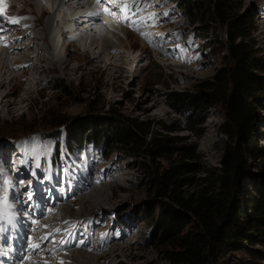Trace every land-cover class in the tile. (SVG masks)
<instances>
[{
    "label": "rangeland",
    "instance_id": "1",
    "mask_svg": "<svg viewBox=\"0 0 264 264\" xmlns=\"http://www.w3.org/2000/svg\"><path fill=\"white\" fill-rule=\"evenodd\" d=\"M232 1L235 14L242 16L252 28L250 44L255 51L254 58L264 62L263 0ZM112 3L120 4L118 9L114 8L107 14V21L112 22L117 18L115 23L118 30L108 26L105 29L100 20L88 32L83 31L86 25L78 24L76 30L85 34L68 51L62 46L72 42L71 39L68 35L66 38L60 37L61 27L56 26L57 21L52 23L48 39L52 45L55 44L54 50L60 62L74 52L80 55L83 50L97 51L86 40L88 36L95 39L107 36L118 48L116 51H103L101 58L96 60L93 56L88 57V60L97 62L92 66L73 59L69 70L64 73L62 69L56 73H42L43 68L49 67L46 64V60H50L49 53H43L45 62L37 63L38 51L34 52L36 56L33 57L28 51H22L24 46L29 49L35 47V41H30L23 33L26 26L21 25L17 29L11 22L7 29L0 27V46L12 44L7 47L11 53L6 52L9 53L7 57L4 56L6 60L26 63H21L23 66L9 63L0 70L4 78L15 75L14 82L6 83L3 80L0 99L10 90L7 98L15 100L22 97L17 111L12 115H7L0 106V195L4 196L0 202L7 200L10 193L17 190L19 196L11 194L12 198L7 202L13 205L12 211L19 207L18 221L24 227L21 229L32 228L29 234L36 241L33 244L38 245L32 248L39 247L34 252L29 248L27 252L19 251L20 256L13 261L14 264H66L62 260L64 256L77 250L97 249V245L102 247L95 255L105 256L97 264H167L162 259V247L155 242L153 221H150L148 213L152 211L155 218L158 200L155 177L160 168L168 167L169 160L152 158L143 153L133 155L120 145L113 144L110 137L80 149L67 143L64 125L51 128V123L72 120L88 113L101 116L111 112L129 123L146 124L158 138H167L173 147L186 150L184 156L173 153L170 157L173 164L182 161L193 165L192 171L180 176L190 179V182L179 184L178 190L184 194L196 192L202 184L201 179L217 175L226 146L230 148L234 145L233 139L220 132V126L225 122L222 106L205 110L201 114L203 122L193 126L191 132L186 130L190 114L173 112L168 107L166 97L168 92H194L199 85L208 82L216 72L229 65L223 48L225 27L213 22L202 11H195L193 20H190L179 7V0H114ZM51 4L52 1H44L41 5L36 3L33 6L37 18L42 17L44 24L49 15L42 16L41 10L43 6L49 9ZM0 5L6 10V17L11 19L10 14L14 9L6 3L5 6ZM87 9L85 5V12ZM127 9L129 13L123 24ZM4 17L1 16L0 23H5ZM19 17L18 22H22L25 16L16 18ZM54 17L59 20L62 13L55 12ZM29 31L37 39V48H45L41 27L37 24ZM113 34L117 35L119 42L113 39ZM12 48L15 50L13 53ZM32 65L37 71L31 69ZM71 66L77 69L72 70ZM252 72L264 86V71ZM26 81L31 87L27 94L22 93ZM55 86H62L63 89L55 90ZM248 103L256 117L253 139L256 146L254 157H243L246 176L238 187L240 196L253 195L251 184L256 183L261 172H264V90L255 93ZM53 132H57V140L49 138ZM194 132H198V136ZM30 146L35 147L34 152H29ZM21 152L24 156L22 162L14 165L16 159H12V156L16 157ZM32 155L40 160L38 164ZM49 165L53 170L51 173L47 172ZM112 176L114 179H109ZM15 177H18L19 183L18 180L14 182ZM94 179H101L95 190L104 191L112 197V202H99L96 209L87 207L82 222L87 227L75 228L72 224L81 219L78 218L82 211L76 200L93 188L89 187L85 192L79 189L76 193L75 184L82 186L86 183L88 187L95 184L90 183ZM261 180L264 182V176ZM47 181L51 182L48 186ZM22 201L30 205L24 209ZM67 205L73 211L68 218L65 216L67 214L61 213L62 206ZM36 221L38 224L45 222V225H37L34 230ZM12 231L16 233L13 228ZM31 237L25 240V245L31 242ZM5 244L4 247L0 246V253L8 246ZM246 247L250 251L231 253L219 264H264L263 245L253 239ZM11 248L5 252L14 257V252H9ZM4 261L1 263L10 264L8 260Z\"/></svg>",
    "mask_w": 264,
    "mask_h": 264
},
{
    "label": "trees",
    "instance_id": "2",
    "mask_svg": "<svg viewBox=\"0 0 264 264\" xmlns=\"http://www.w3.org/2000/svg\"><path fill=\"white\" fill-rule=\"evenodd\" d=\"M179 7L190 20L195 11H202L225 27L223 48L229 65L192 93L166 94L168 107L173 112L190 114L186 128L189 131L203 122L201 114L205 110L216 105L224 108L225 122L220 132L233 139L234 145L226 146L217 175L201 179L196 192L184 194L178 190L179 184L190 179L180 176L192 171L193 165L182 161L173 164L170 157L173 153L184 156L186 150L173 147L167 138H158L146 124L129 123L111 112L101 116L88 113L72 120H58L49 126L64 125L67 143L80 149L110 137L113 144L133 155L143 153L169 160L167 168L155 173L158 198L155 218L152 211L148 213L153 221L155 242L162 247V259L167 264H219L231 253L250 251L246 244L253 239L264 246V182L261 180L264 172L251 184L253 195L238 194V187L246 176L243 157H254L256 146L253 140L256 117L248 101L264 90L252 71H264V62L254 58L255 51L250 44L252 28L242 16L235 14L232 0H179ZM198 134L194 132L195 136ZM50 137L57 140V132Z\"/></svg>",
    "mask_w": 264,
    "mask_h": 264
},
{
    "label": "bare ground",
    "instance_id": "3",
    "mask_svg": "<svg viewBox=\"0 0 264 264\" xmlns=\"http://www.w3.org/2000/svg\"><path fill=\"white\" fill-rule=\"evenodd\" d=\"M44 1H52V4L50 5L51 7L48 9L47 7L43 6L42 10H41V15L44 16L46 14L49 15V17L47 18V20H45V24L44 22H41L43 21L42 20V17L41 19L40 18H37V14H36V10H34V4L38 3V4H43ZM89 0H2V2H0V4H3L5 6V3L7 4L8 7L10 8H13L14 9V12L13 14L11 13L10 14V17L12 18H16L18 16H25L23 19H22V22H18V23H13L14 26L18 29V26H21L25 27V29H23V33L25 36H27L30 41H37V39H35L34 35L30 33L29 30H31L32 28H34L35 26H37V24L41 27V32H43V34L41 35L42 36V40L44 42V45H45V48H42V49H39L37 48L38 45H35V42H34V45L35 46L33 49H29L30 47L28 46H24L22 48V51H28L29 53L28 54H31L30 57H33V56H36L34 54V52H37V56H36V61L37 63H43L45 62L44 60V55L43 53L47 52L49 53L50 55V60H46V64H48L49 67H47V69L43 68L42 70V73L45 74V73H48V72H52V73H56L57 71H59L60 69H62L61 71H68L69 70V67H70V64H71V60L75 61V59H79L81 60V62H85L87 64V66H92L94 64H96L97 62L95 61L96 59L98 58H101L100 57V54L103 53V51L107 52L109 50H114L116 51L118 48H117V45L116 43H113L111 41V39L109 40V38H107V36H104L103 37H99L98 39H95L93 37H86V40H89V44L93 47H95L94 49H97V51H90V50H83L82 53L80 55H78V53H72L68 59H64L63 61H59L58 60V55H57V51L54 50V48L56 47L55 44H51L49 42V39H48V31L50 29H52V23L56 22V26H59L61 27L60 29V37H67L68 35V38L70 41V43H67V45H64L62 46V48H64V50L68 51V49L71 47V45H73L75 43V41L77 40H81L82 37L84 36V34H82L81 32H78L76 29H77V26L76 25H86L87 27H85L83 29L86 30L87 32L88 31H91V27L93 26V28L96 26V21L99 20L98 19V16H95V13L90 15L89 16V12L87 13H83L84 10H85V5L89 8L93 5V2L89 1ZM262 4L264 5V0L262 1ZM1 6V5H0ZM2 7V6H1ZM7 7V8H8ZM4 8V7H3ZM55 12H61L62 13V17L59 19V20H56L54 15H55ZM31 17H34L33 20H31ZM116 17V15H115ZM21 18V17H19ZM108 18V17H107ZM46 19V18H45ZM42 24H41V23ZM70 22V23H69ZM98 22V21H97ZM2 23V22H1ZM0 23V27H3L1 29H7L9 28V25L7 22L5 23ZM53 23V24H54ZM74 24L73 26H68L67 24ZM96 23V24H95ZM12 24V23H11ZM67 25V26H66ZM105 29H107V27L102 24ZM54 26V25H53ZM12 27V26H11ZM50 28V29H49ZM56 28V27H55ZM15 29V28H14ZM40 32V31H39ZM34 33V32H33ZM3 36V35H2ZM40 36V35H39ZM70 36V37H69ZM113 39L116 40L117 42H119V39L117 37V35L113 34ZM38 37V36H37ZM85 40V41H86ZM41 42V41H40ZM6 43V42H5ZM43 44V43H42ZM80 45V44H78ZM4 47L0 46V70L2 69L3 70V66H6L11 63V65H17V66H20L22 64H24L25 62H21V61H8L6 60V57L7 55H9V53H6L8 51V48L7 47H11L12 44H4L3 45ZM40 47V46H39ZM61 47V46H60ZM59 47V48H60ZM83 49V48H82ZM11 50H14V48H12ZM10 52V51H8ZM15 52L12 51V53ZM31 52V53H30ZM11 53V52H10ZM34 54V55H33ZM6 56V57H4ZM90 56H93L95 60H88V57ZM46 57V56H45ZM92 57V58H93ZM3 58V59H2ZM27 59H28V56H27ZM90 59V58H89ZM77 61V60H76ZM100 61H104L103 59H100ZM22 63V64H21ZM32 63V62H31ZM26 64V63H25ZM36 64V63H35ZM23 66V65H22ZM62 66V67H61ZM72 70L74 69H77L76 66H71ZM33 71H37V68H35V66L32 65V68H31ZM42 69V68H41ZM48 71V72H47ZM11 75V74H10ZM20 75V74H19ZM7 76V75H6ZM31 76V75H29ZM15 79V75H11V76H8V78H4L2 77V75H0V87L3 86V80H5L6 83H11V81H13ZM17 79V78H16ZM31 80V79H30ZM14 82V81H13ZM16 82V81H15ZM29 82V81H28ZM26 81V83L24 82V89L22 90V93H25L27 94L30 90V84ZM14 85V84H13ZM32 86V84H31ZM21 87V86H20ZM33 88V87H32ZM11 92V90L9 91V93ZM9 93H6L2 96V98L0 99V106H2V108L4 109L5 113L7 115H12L14 112H16V108H18V106L20 105L21 101H22V97H18V99H15V100H11L9 98H7L8 94ZM35 151V147L34 146H30L29 147V152H34ZM17 154V153H16ZM28 163V162H27ZM16 171V170H15ZM107 173V172H106ZM87 174V173H86ZM108 174V173H107ZM106 174V175H107ZM110 174V173H109ZM88 175V174H87ZM112 175V174H111ZM113 178L114 179V176L112 177H109V179ZM22 179V178H21ZM103 179V178H102ZM18 180V182H17ZM101 180V179H100ZM99 179H94L92 181H90V183H95L94 185H88V187H86V183H83L82 186H79L77 183L75 184V190H76V193L77 191H79V189L83 192H84L89 188V187H93L91 192L88 193V194H84V196L82 195V197L80 196V199H77V203L78 205L80 206V210H82L80 212V216L78 219H80L79 221L77 222H74L72 225L75 226V228H78L79 226H81L82 228H86L87 226L83 225L82 222L84 221L83 220V212L85 210H87V207L90 208V207H93V208H97V205L99 204V202L101 203H111L112 201V197H109V195H107L106 193H104V191H96L95 189L97 188L96 186L99 184L100 182ZM104 180V179H103ZM19 179L18 177H15V180L14 182H17L19 183ZM115 181V180H114ZM88 182V181H87ZM48 184L50 185L51 182H46V186H48ZM54 184V183H53ZM99 189V188H98ZM94 192V193H93ZM93 193V194H92ZM11 194L12 196H19V193H17V190H14V192H11L10 195H9V198L7 200H11ZM24 194V193H23ZM35 195V194H34ZM95 196V197H93ZM16 197V198H17ZM106 197V198H105ZM34 198L37 199V196H34ZM41 199V197H40ZM7 200H4V202H2V204H4L5 206H7V211L10 213L12 211V208H13V205H11V202ZM52 200V199H51ZM51 200H46V202H51ZM18 201V200H17ZM32 201V200H31ZM29 200L26 202L28 203ZM34 202V201H33ZM16 204V203H15ZM22 208L26 209L28 207V205L24 204L23 201H22ZM0 205H1V202H0ZM11 205V206H10ZM53 205V204H52ZM77 205V204H76ZM15 206V205H14ZM70 206V205H69ZM68 205L67 206H62L61 208V213L62 214H67L65 215L66 218H68L67 216L70 217V215L73 213V211L71 210V208L69 207ZM1 207V206H0ZM19 209L18 206H16L13 210L17 211ZM29 209V208H28ZM92 209V208H91ZM20 210V209H19ZM93 210V209H92ZM57 211V210H56ZM55 211V212H56ZM88 212V211H87ZM86 212V213H87ZM91 212V211H90ZM85 213V212H84ZM35 215V214H33ZM89 215V214H88ZM40 215H37V217H39ZM19 217L16 219L18 221ZM65 220V219H64ZM76 220V219H75ZM59 222V221H58ZM64 222V221H63ZM68 222V221H67ZM70 222V221H69ZM33 223V222H32ZM45 222H42V223H39L38 224V221L35 222V225H34V230L36 229V226L37 225H45L44 224ZM48 225V224H47ZM68 226V225H66ZM65 226V227H66ZM19 229L16 228V232H17V235L20 236V232L22 231V227H18ZM31 228V227H30ZM70 229V228H69ZM72 229H73V226H72ZM33 229L31 228V230H23L24 231V235L21 236L20 240L16 243H10V242H6L5 245H8V246H5L4 250H2V252L0 253V257H4V255L2 254L3 251H7L6 249L7 248H11V251L14 252V257H11V258H8L6 260H8L10 262V264H14L13 261H15L20 255H19V251H24L26 250L25 252H27V249L29 248V250H31L32 252L36 251L39 249V247L37 249H33V242H36L35 240H33V238L31 237V235L29 234V231H32ZM23 231H22V234H23ZM57 231V230H55ZM59 231V230H58ZM75 231V230H74ZM86 231L88 232V230L86 229ZM15 234V233H14ZM50 234V233H49ZM31 237L32 240L31 242L27 241L28 243H30V245L28 246V243L27 245H25V240H28V238ZM0 238L4 239L2 236H0ZM30 238V239H31ZM101 245H97V249H93V250H77L75 252H71V254L69 256H64V258L62 260H64L66 262V264H93V263H98V261L100 259H102L103 257L105 258V256H100V255H95L98 250L100 251V247ZM4 247V246H3ZM7 247V248H6ZM84 248V247H82ZM86 248V247H85ZM45 250V249H43ZM89 251V252H88ZM70 253V252H68ZM96 256V257H95ZM1 259V258H0ZM4 259V258H3ZM4 261V260H3ZM34 261V260H33ZM36 261V260H35ZM39 261V260H38ZM60 261V260H59ZM63 261V262H64ZM92 261H94L92 263ZM5 262V261H4ZM37 262V261H36ZM91 262V263H90ZM1 263V262H0ZM51 263V261H50ZM53 263V262H52ZM55 263V262H54ZM53 263V264H54ZM2 264V263H1ZM8 264V263H7Z\"/></svg>",
    "mask_w": 264,
    "mask_h": 264
},
{
    "label": "snow or ice",
    "instance_id": "4",
    "mask_svg": "<svg viewBox=\"0 0 264 264\" xmlns=\"http://www.w3.org/2000/svg\"><path fill=\"white\" fill-rule=\"evenodd\" d=\"M0 2H2V0H0ZM109 2H114V0H109ZM96 3L99 4L100 3V0H96ZM107 11V9H105ZM3 13H2V10H0V16H2ZM5 19H9L7 17H4ZM20 18H11L9 19V22H12V23H18ZM38 245H33V247H37Z\"/></svg>",
    "mask_w": 264,
    "mask_h": 264
},
{
    "label": "clouds",
    "instance_id": "5",
    "mask_svg": "<svg viewBox=\"0 0 264 264\" xmlns=\"http://www.w3.org/2000/svg\"><path fill=\"white\" fill-rule=\"evenodd\" d=\"M123 2V1H122ZM91 7H93V5L91 6ZM91 7H89V8H91ZM83 13H85V10H84V12ZM101 22V21H100ZM105 26H107V25H105ZM109 27V26H108ZM113 28H115V29H117V27H113ZM124 28H126L125 26H124ZM118 30V29H117Z\"/></svg>",
    "mask_w": 264,
    "mask_h": 264
}]
</instances>
